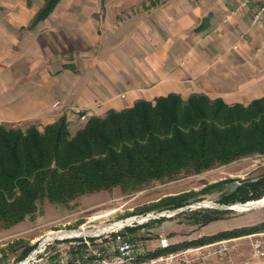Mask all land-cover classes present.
I'll list each match as a JSON object with an SVG mask.
<instances>
[{"label": "crops", "instance_id": "1", "mask_svg": "<svg viewBox=\"0 0 264 264\" xmlns=\"http://www.w3.org/2000/svg\"><path fill=\"white\" fill-rule=\"evenodd\" d=\"M152 1L60 0L31 26L44 0H0V124L42 127L70 110L74 127L75 111L104 116L168 94L264 98V28L251 25L263 0L226 22L243 0Z\"/></svg>", "mask_w": 264, "mask_h": 264}, {"label": "trees", "instance_id": "2", "mask_svg": "<svg viewBox=\"0 0 264 264\" xmlns=\"http://www.w3.org/2000/svg\"><path fill=\"white\" fill-rule=\"evenodd\" d=\"M58 1L45 0L31 26L45 20ZM68 124L65 117L42 126V130L0 124V230L32 215L41 200L66 205L77 197L114 187L134 191L183 172L198 174L241 158L264 155V98L243 106L227 105L202 94L187 100L168 94L153 101L138 100L104 116H90L74 135ZM263 196L264 177L243 180L219 203L244 204ZM188 202L181 195L172 209ZM212 213L217 215L205 217V224L232 211ZM263 231L264 222L220 231L157 248L146 257Z\"/></svg>", "mask_w": 264, "mask_h": 264}, {"label": "rangeland", "instance_id": "3", "mask_svg": "<svg viewBox=\"0 0 264 264\" xmlns=\"http://www.w3.org/2000/svg\"><path fill=\"white\" fill-rule=\"evenodd\" d=\"M153 1H157L158 4L164 2V0ZM45 3L44 0L43 5ZM66 112L73 115L70 110H60L59 118H66ZM79 113H75L78 123L73 124L74 127L68 126L71 135H74L76 132L74 130L80 129L85 123L80 122ZM7 125L22 130L28 126H36L42 130L41 127L30 121L7 123ZM263 177L264 155L257 154L198 174L183 172L171 180L152 181L134 191H123L120 187H114L108 191L77 197L66 205L52 204L47 200H41L37 202L36 211L32 215L26 216L25 220L11 228L0 230V263L20 264L22 261L24 262L50 233L90 232L108 227L120 220H126L127 217H138V215L149 212H159L165 216L145 225L147 232L141 239V245L148 254L155 252L157 248H167L183 241H191L220 231L250 227L264 222V207L231 210L232 213L218 214L220 218L208 224H205L204 218L217 215L212 213L213 210L224 212L226 211L222 210L224 207L239 206L238 204L241 203L223 205L219 203V200L232 192L243 180L252 179L255 181ZM212 186L215 187L208 191V188ZM181 195L188 198V204L178 209H172L175 199ZM262 199L264 196L258 200ZM258 200L249 202L254 203ZM197 205L207 207L203 208ZM179 209L183 210L176 212ZM128 230L139 233V228ZM159 234L164 235L168 241L156 247ZM261 235L264 241V231L245 237L223 240L239 239L234 242L238 247L234 264L258 263V260L255 261L250 257V238ZM60 244L59 240H55L54 244L47 246V254L50 256L48 261L56 256L55 250ZM30 247L32 250L29 252ZM26 250L29 252L28 254L25 253ZM135 254L138 255V252L136 251ZM43 256L37 255L38 262L30 261L28 264H41Z\"/></svg>", "mask_w": 264, "mask_h": 264}, {"label": "built area", "instance_id": "4", "mask_svg": "<svg viewBox=\"0 0 264 264\" xmlns=\"http://www.w3.org/2000/svg\"><path fill=\"white\" fill-rule=\"evenodd\" d=\"M251 0H243L238 7L232 9V12L225 15L223 21L226 22L231 17L236 16L240 11L248 6ZM251 25L253 27L264 28V0L254 10L251 17ZM260 49H264V42ZM259 50V49H258ZM58 105L55 103L54 106ZM79 113L80 122H85L88 117L86 113ZM165 215L159 212H149L144 215H138L137 218H126L120 220L123 225L120 227H112L110 230L103 231L96 235H73L66 237L54 238L45 246H38L20 264H28L30 261L38 262L37 255H44L41 258V264H113L118 258L127 257L135 251H145L141 245V239L147 232L145 225L150 221H155ZM111 224L110 226H112ZM108 226V227H110ZM139 228V233L129 232L128 229ZM262 235L250 238L251 254L250 257L255 261L264 259V241ZM55 240H59L61 244L55 250L56 256L53 261H48L50 256L47 254V246L54 244ZM238 240V239H237ZM237 240H229L226 242H218L209 244L204 247H198L191 251H184L174 255L166 256L146 264H234L235 257L238 253V247L234 244ZM168 239L159 234L157 246H161ZM46 252V253H45ZM35 257V258H34ZM49 262V263H48ZM2 264V263H0Z\"/></svg>", "mask_w": 264, "mask_h": 264}, {"label": "bare ground", "instance_id": "5", "mask_svg": "<svg viewBox=\"0 0 264 264\" xmlns=\"http://www.w3.org/2000/svg\"><path fill=\"white\" fill-rule=\"evenodd\" d=\"M258 207H264V199H262L258 202L249 203V204L243 205V206H234L232 208H239V210H248V209H253V208H258ZM132 218H137V217H132ZM122 225H123L122 222H116L115 224H113L110 227H104V228H100V229L98 228V229H95V230L90 231V232H88V231H82V232L81 231H74V232H65V233H62V232L50 233V234H48V236L46 238H44V241L40 244V246H45L46 243L50 242L54 238H59V237H63V236L73 235V234H75L77 236H79V235L91 236V235H96L98 233H101L103 231L110 230L112 227H120ZM219 242H226V241L222 240ZM216 243H218V241L215 243H210V244H216ZM206 245H209V244H206ZM206 245L198 246V247H204ZM198 247L172 251V252H168L164 255L156 256V257H146L148 254L146 251H137L138 255L133 253L127 257L118 258V259H116V261H114L113 264H146L147 262L159 260L160 258L170 256V255H174L176 253H182L184 251H191L193 249H197Z\"/></svg>", "mask_w": 264, "mask_h": 264}, {"label": "water", "instance_id": "6", "mask_svg": "<svg viewBox=\"0 0 264 264\" xmlns=\"http://www.w3.org/2000/svg\"><path fill=\"white\" fill-rule=\"evenodd\" d=\"M259 201V200H258ZM248 203H250V202H247V203H245V204H238L239 206H243V205H246V204H248ZM198 207L200 206V207H203V208H205V207H207V206H204V205H197ZM235 206V205H234ZM181 210H183V209H179V210H176V212L177 211H181ZM222 210H239V208H232V207H224V208H222Z\"/></svg>", "mask_w": 264, "mask_h": 264}]
</instances>
